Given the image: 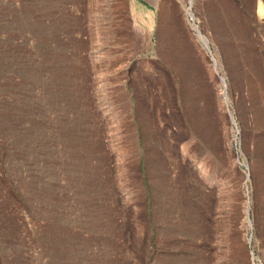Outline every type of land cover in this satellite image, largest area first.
<instances>
[{
  "label": "rangeland",
  "instance_id": "374dc122",
  "mask_svg": "<svg viewBox=\"0 0 264 264\" xmlns=\"http://www.w3.org/2000/svg\"><path fill=\"white\" fill-rule=\"evenodd\" d=\"M0 264H264V0H0Z\"/></svg>",
  "mask_w": 264,
  "mask_h": 264
},
{
  "label": "bare ground",
  "instance_id": "6f19581e",
  "mask_svg": "<svg viewBox=\"0 0 264 264\" xmlns=\"http://www.w3.org/2000/svg\"><path fill=\"white\" fill-rule=\"evenodd\" d=\"M164 24L167 25L166 28L164 27ZM152 27L153 26H150V28H152ZM193 27L197 28L195 25H193ZM143 30L146 31L145 34H146V36H148V40L151 41V34L149 33L148 28H145ZM191 36H192L191 29L185 27L183 21H181L176 16V13L171 14L167 18H165L164 22L161 24L160 29H159V41L162 42L165 40V38H167L168 42H171L172 44L174 43L175 45H178L180 55L183 57V58L182 57L181 58L183 60L186 59L188 66L191 69L196 68L198 71H201L204 67L203 66V64H204V57L203 56L204 55L201 54V52H203V51H202V48L196 43V41ZM201 40L204 43H207V38L205 36L201 37ZM199 55H201V57ZM182 62L183 61H181V63ZM184 66H185V64H184ZM141 107H142V105H141Z\"/></svg>",
  "mask_w": 264,
  "mask_h": 264
}]
</instances>
